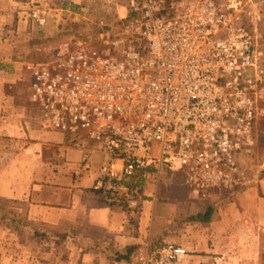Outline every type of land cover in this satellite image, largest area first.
Listing matches in <instances>:
<instances>
[{
    "label": "built area",
    "instance_id": "2783aa9c",
    "mask_svg": "<svg viewBox=\"0 0 264 264\" xmlns=\"http://www.w3.org/2000/svg\"><path fill=\"white\" fill-rule=\"evenodd\" d=\"M244 8L243 0H128L126 15L100 21L95 37L27 66L45 125L105 153L95 189L111 202L134 212L152 168L182 174L201 200L245 184L264 118V52ZM30 18L47 24L38 7ZM187 255L165 245L148 260L178 264Z\"/></svg>",
    "mask_w": 264,
    "mask_h": 264
},
{
    "label": "crops",
    "instance_id": "0c3cea01",
    "mask_svg": "<svg viewBox=\"0 0 264 264\" xmlns=\"http://www.w3.org/2000/svg\"><path fill=\"white\" fill-rule=\"evenodd\" d=\"M83 2L0 0V214L14 218L11 227L0 226V264H155L148 256L169 243L191 252L178 264H209L228 246L227 234L216 221L191 219L214 207L217 195L201 200L182 174L152 168L140 179L134 212L111 202L95 189L106 162L99 145L46 126L30 100L27 66L39 37L54 33L68 7L83 9ZM35 7L47 19L44 28L31 22Z\"/></svg>",
    "mask_w": 264,
    "mask_h": 264
},
{
    "label": "rangeland",
    "instance_id": "374dc122",
    "mask_svg": "<svg viewBox=\"0 0 264 264\" xmlns=\"http://www.w3.org/2000/svg\"><path fill=\"white\" fill-rule=\"evenodd\" d=\"M243 2L245 24L254 32L258 47L264 52V0ZM124 6H128V0H84L83 9L69 6L62 14L61 24L55 32L39 37L37 41L39 50L34 54L33 63L49 60L58 46L64 42L76 46L90 37H95L98 34L96 27H100V21L106 24L111 21L113 23L120 17V12H125L122 9ZM243 167L247 175L245 184L229 198L219 197L214 202L217 209L216 217L207 226L216 221L218 231L222 229L224 234H227L228 246L218 250L209 264H264V118L257 124L252 154L244 161ZM185 190L188 189L184 188L177 197L184 195ZM3 210L0 214V226L3 224L11 227L14 218L10 211L3 214ZM183 216L182 214L180 221L186 223ZM14 235L20 240L27 239L28 236ZM1 236L6 242L12 241V235L8 233ZM166 245L180 246L174 243ZM188 254L191 252L188 251Z\"/></svg>",
    "mask_w": 264,
    "mask_h": 264
},
{
    "label": "trees",
    "instance_id": "16d2710c",
    "mask_svg": "<svg viewBox=\"0 0 264 264\" xmlns=\"http://www.w3.org/2000/svg\"><path fill=\"white\" fill-rule=\"evenodd\" d=\"M109 21V20H107ZM111 21V20H110ZM112 21L110 23L107 24H111ZM96 33H99L101 28L100 27H96ZM216 213H217V209L215 207H208L206 209L205 212L199 213L196 216H194L191 220H193L194 222H202L203 224H210L216 217Z\"/></svg>",
    "mask_w": 264,
    "mask_h": 264
}]
</instances>
